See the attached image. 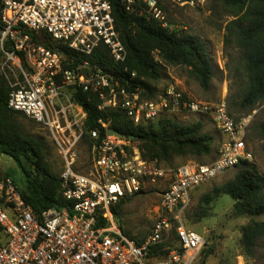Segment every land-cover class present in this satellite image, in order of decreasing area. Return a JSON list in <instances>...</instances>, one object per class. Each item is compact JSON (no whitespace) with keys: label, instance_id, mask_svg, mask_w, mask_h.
Masks as SVG:
<instances>
[{"label":"built area","instance_id":"1","mask_svg":"<svg viewBox=\"0 0 264 264\" xmlns=\"http://www.w3.org/2000/svg\"><path fill=\"white\" fill-rule=\"evenodd\" d=\"M133 10L135 0H122ZM199 6L204 0H177ZM143 10L165 26L158 0H142ZM41 32L76 52L107 47L115 63L126 50L114 25L110 0H0V70L13 77L7 106L44 129L61 157L60 190L67 202L35 214L10 177L0 176V264H188L205 244L185 223L192 191L218 173L246 161L264 179V157L257 162L246 147L245 117L235 119L221 98L202 102L174 84L153 99L128 90L113 68L84 60L74 63L59 50L38 41ZM133 75V73H132ZM76 90L96 91L101 109H118L134 125H146L168 113L202 114L223 137L209 163L184 162L171 173L145 160L124 136L108 134L106 122L87 131L91 139L89 171L78 166L86 114L73 99ZM259 164V166H258ZM164 183L156 218L140 242L125 235L113 207L139 193L145 183ZM161 242L167 252L153 255Z\"/></svg>","mask_w":264,"mask_h":264},{"label":"trees","instance_id":"2","mask_svg":"<svg viewBox=\"0 0 264 264\" xmlns=\"http://www.w3.org/2000/svg\"><path fill=\"white\" fill-rule=\"evenodd\" d=\"M220 1L235 9L233 17L225 24V41H234L239 49L246 78L239 105L252 111L256 104L264 102V0ZM110 2L114 25L126 50L123 61L115 63L104 45H98L91 53L83 54L52 40L45 32H41L38 41L59 50L66 57L72 58L74 63L88 60L108 70L113 68L121 84L128 90L140 88L141 96L146 99L153 98L156 92L150 82H156L162 77L153 52L167 64H183L189 67L199 84L204 89L208 87L213 71L193 36L166 29L157 19L148 17L145 11L140 13L138 10H126L122 0ZM140 6L144 7L142 1ZM9 91L8 79L0 70V155L11 157L21 172L23 185L16 187L25 204L35 214L50 207L61 208L67 202L61 194L59 173L52 170L43 141L23 133L20 118L24 116L7 106ZM73 99L85 111L82 140L89 145L91 139L87 131L99 126L98 120H101L108 127L120 132L133 145L137 141L138 145L135 146L146 160H166L172 155L199 157L212 151L213 137L203 130L200 121L183 125L170 119H159L154 126L151 122L134 125L118 109H101V100L96 91L76 90L73 92ZM257 128L264 138V120ZM262 152L264 153V144ZM236 166L239 169L230 179L213 186L209 192L200 196L198 211L195 213L197 218L207 216L210 203L222 194H227L234 200L233 214L251 217L264 215V179L256 167L246 161ZM1 171L0 169L2 178H11L8 172ZM124 201L125 199H121L112 208L115 218L119 215ZM2 202L3 198L0 196V205ZM123 233L137 242L143 238L136 239L126 231ZM240 234L244 254L253 256L258 240L264 238V219L252 220L242 225ZM170 247L169 242H161L153 250V255L165 253Z\"/></svg>","mask_w":264,"mask_h":264},{"label":"rangeland","instance_id":"3","mask_svg":"<svg viewBox=\"0 0 264 264\" xmlns=\"http://www.w3.org/2000/svg\"><path fill=\"white\" fill-rule=\"evenodd\" d=\"M141 1L135 0L133 10L144 12L143 7L140 6ZM158 3L164 13L166 23L164 27L175 30L179 34L186 33L193 36L200 44L202 56L210 64L213 75L208 87L204 89L192 76L189 67L183 64H167L156 52H153L154 60L162 72V77L158 81L150 82L156 89L153 98L168 84L176 85L186 95L198 101L212 104L224 98L232 117L235 119L245 117L247 120L243 134L244 142L257 162H261L264 157L262 152L264 138L259 134L257 126L264 120V102L256 104L252 111L239 105L246 83L244 62L240 58L235 42L226 43L225 41V24L233 17L234 7L224 5L220 0H204L199 6L181 4L177 0H158ZM147 16L149 17V14ZM7 79L10 85L13 77L10 75ZM139 92L141 95L140 88ZM159 119H170L183 125L200 121L203 130L213 137L212 151L208 155L199 157L172 155L166 160L155 158L147 161H155L157 166L170 174L173 167L179 163H209L214 160L219 147L217 138L223 135L220 131L218 132L209 117L202 114L175 112L159 116L150 124L156 125ZM20 123L24 134L43 141L52 170L60 173L61 157L48 133L22 116ZM134 144L137 146L138 142L135 141ZM88 145L82 140L78 147L80 150L78 166L82 172H88L90 169ZM0 169L9 173L16 186L23 185L21 172L12 158L6 154L0 155ZM238 169L239 167L235 166L220 172L192 191L189 207L184 215L185 223L204 237L205 244L188 264H264V238L258 240L253 256L244 254L240 241V227L252 220H263L264 215L252 217L235 215L232 210L234 200L229 195L222 194L210 203L207 216L202 218L195 216L200 196L209 192L213 186L230 179ZM162 189H164V183L147 182L141 192L124 198L118 219L115 218L122 232L126 231L136 239L144 237L149 232L157 216L156 211Z\"/></svg>","mask_w":264,"mask_h":264},{"label":"water","instance_id":"4","mask_svg":"<svg viewBox=\"0 0 264 264\" xmlns=\"http://www.w3.org/2000/svg\"><path fill=\"white\" fill-rule=\"evenodd\" d=\"M108 134H114L116 136H121V133L118 132L117 130H114L112 128H108L107 131H106ZM130 138H133L132 136Z\"/></svg>","mask_w":264,"mask_h":264},{"label":"crops","instance_id":"5","mask_svg":"<svg viewBox=\"0 0 264 264\" xmlns=\"http://www.w3.org/2000/svg\"><path fill=\"white\" fill-rule=\"evenodd\" d=\"M220 139H221V136L219 135L218 138H217V145L219 144Z\"/></svg>","mask_w":264,"mask_h":264}]
</instances>
